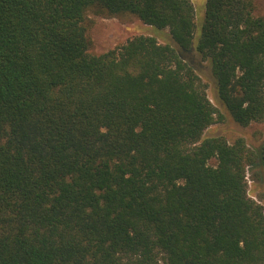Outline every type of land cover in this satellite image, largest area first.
<instances>
[{"label":"trees","instance_id":"16d2710c","mask_svg":"<svg viewBox=\"0 0 264 264\" xmlns=\"http://www.w3.org/2000/svg\"><path fill=\"white\" fill-rule=\"evenodd\" d=\"M254 10L207 0L196 42L192 0H0V264H264L248 182L264 143L204 138L224 115L183 56L210 63L235 123L263 122ZM92 15L177 48L141 35L95 54Z\"/></svg>","mask_w":264,"mask_h":264},{"label":"rangeland","instance_id":"374dc122","mask_svg":"<svg viewBox=\"0 0 264 264\" xmlns=\"http://www.w3.org/2000/svg\"><path fill=\"white\" fill-rule=\"evenodd\" d=\"M196 10V42L201 35L202 25L206 16L207 0H192ZM254 15L264 17V0H254ZM91 20L94 25L90 31L93 41V52L95 54L106 53L117 46L127 43L130 39L137 36H155L162 44H171L177 48L171 38L169 31L156 32L150 26L145 25L136 17L125 18H103L92 15ZM202 22V23H201ZM183 56L188 60L200 74L202 81L207 86V94L214 106L224 115V120L206 130L204 138L207 137H224L230 143L238 138L246 140L251 149H258L264 143V121L253 123L249 127H241L227 114L222 104L217 100L216 85L211 73L209 62H205L195 51L184 52ZM212 165L216 162L212 161ZM254 172L248 171L249 195L254 200L264 206V182L258 176L252 178ZM262 197V199L260 198Z\"/></svg>","mask_w":264,"mask_h":264}]
</instances>
